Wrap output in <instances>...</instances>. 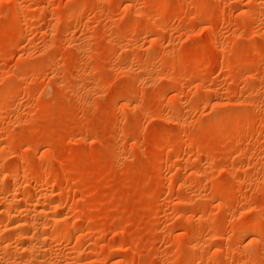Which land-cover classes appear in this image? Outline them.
I'll return each mask as SVG.
<instances>
[{"label":"rangeland","instance_id":"1","mask_svg":"<svg viewBox=\"0 0 264 264\" xmlns=\"http://www.w3.org/2000/svg\"><path fill=\"white\" fill-rule=\"evenodd\" d=\"M0 264H264V0H0Z\"/></svg>","mask_w":264,"mask_h":264},{"label":"bare ground","instance_id":"2","mask_svg":"<svg viewBox=\"0 0 264 264\" xmlns=\"http://www.w3.org/2000/svg\"><path fill=\"white\" fill-rule=\"evenodd\" d=\"M60 227H63V223H56V224H54V228H59L60 229Z\"/></svg>","mask_w":264,"mask_h":264}]
</instances>
